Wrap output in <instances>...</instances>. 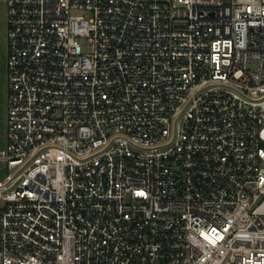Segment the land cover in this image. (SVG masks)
Returning a JSON list of instances; mask_svg holds the SVG:
<instances>
[{
  "label": "built area",
  "instance_id": "1",
  "mask_svg": "<svg viewBox=\"0 0 264 264\" xmlns=\"http://www.w3.org/2000/svg\"><path fill=\"white\" fill-rule=\"evenodd\" d=\"M4 6L0 264H264V0Z\"/></svg>",
  "mask_w": 264,
  "mask_h": 264
},
{
  "label": "rangeland",
  "instance_id": "2",
  "mask_svg": "<svg viewBox=\"0 0 264 264\" xmlns=\"http://www.w3.org/2000/svg\"><path fill=\"white\" fill-rule=\"evenodd\" d=\"M84 12H74L81 15ZM7 9L2 8L0 20V133L2 146L5 147L8 141V102H9V36H8Z\"/></svg>",
  "mask_w": 264,
  "mask_h": 264
}]
</instances>
